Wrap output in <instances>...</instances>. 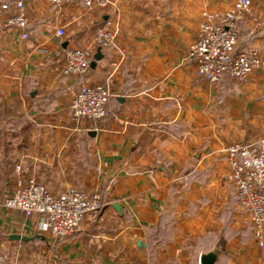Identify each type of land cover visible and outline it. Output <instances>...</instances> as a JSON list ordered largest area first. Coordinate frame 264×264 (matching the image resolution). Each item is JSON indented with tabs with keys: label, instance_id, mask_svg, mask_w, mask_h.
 <instances>
[{
	"label": "crops",
	"instance_id": "0c3cea01",
	"mask_svg": "<svg viewBox=\"0 0 264 264\" xmlns=\"http://www.w3.org/2000/svg\"><path fill=\"white\" fill-rule=\"evenodd\" d=\"M234 0H110L88 10L26 0V38L0 16V198L19 178L54 193L81 185L102 208L54 238L41 216L0 209L8 264H264L250 219L226 177L224 149L264 136V72L207 84L187 50L202 12ZM239 22L238 50L264 48V0ZM107 19L117 35L80 76L61 73L66 48L86 50ZM63 28V37L55 36ZM66 44L65 46L63 44ZM81 85H107V116L76 125L68 105ZM118 207V210L114 208ZM26 240H14L11 236Z\"/></svg>",
	"mask_w": 264,
	"mask_h": 264
},
{
	"label": "built area",
	"instance_id": "2783aa9c",
	"mask_svg": "<svg viewBox=\"0 0 264 264\" xmlns=\"http://www.w3.org/2000/svg\"><path fill=\"white\" fill-rule=\"evenodd\" d=\"M26 0H0V16L10 5L14 13L5 21L21 31L25 39L27 17ZM60 7L65 0H46ZM88 10H102L110 0H83ZM252 12L251 0H234L225 11L202 12L198 33L189 44L187 56L193 60L196 74L209 85H215L227 76L245 83L251 75L264 72V48L238 50L241 39L239 22ZM59 27L55 36L63 37ZM117 32L111 19L97 27L93 42L98 47L113 44ZM91 58L84 49L66 48L61 73L80 76L90 68ZM110 92L107 85H81L75 91L68 110L76 125L96 124L104 119ZM227 159L226 177L232 183L239 208L248 214L253 240L258 246L264 241V136L255 142H237L224 149ZM15 180L9 195L0 198V209L14 211L28 218L41 216L54 238H67L77 232L84 217L102 208L101 199L88 193L81 185H72L54 193L34 178H19L21 167H14ZM0 264H7L0 252ZM171 264V263H170Z\"/></svg>",
	"mask_w": 264,
	"mask_h": 264
},
{
	"label": "water",
	"instance_id": "95a60500",
	"mask_svg": "<svg viewBox=\"0 0 264 264\" xmlns=\"http://www.w3.org/2000/svg\"><path fill=\"white\" fill-rule=\"evenodd\" d=\"M64 46L66 45L65 43L63 44ZM99 59H101V53H100V48L98 47L96 50V53L93 56V60L90 62V68L95 67V63L96 61H98ZM114 208H116L118 210V207L116 205H114ZM11 239L14 240H26L27 238H22L20 236H11ZM216 255L214 252H209L207 254H204L200 257L199 263L200 264H213L215 261Z\"/></svg>",
	"mask_w": 264,
	"mask_h": 264
},
{
	"label": "rangeland",
	"instance_id": "374dc122",
	"mask_svg": "<svg viewBox=\"0 0 264 264\" xmlns=\"http://www.w3.org/2000/svg\"><path fill=\"white\" fill-rule=\"evenodd\" d=\"M1 252V251H0ZM2 253V255L4 256V258H5V260H6V257H5V255H4V253L3 252H1ZM6 263H7V260H6ZM8 264V263H7Z\"/></svg>",
	"mask_w": 264,
	"mask_h": 264
}]
</instances>
